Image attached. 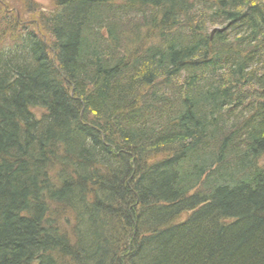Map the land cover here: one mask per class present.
I'll return each mask as SVG.
<instances>
[{"label":"trees","instance_id":"trees-1","mask_svg":"<svg viewBox=\"0 0 264 264\" xmlns=\"http://www.w3.org/2000/svg\"><path fill=\"white\" fill-rule=\"evenodd\" d=\"M50 3L0 15V264H264V0Z\"/></svg>","mask_w":264,"mask_h":264},{"label":"rangeland","instance_id":"rangeland-1","mask_svg":"<svg viewBox=\"0 0 264 264\" xmlns=\"http://www.w3.org/2000/svg\"><path fill=\"white\" fill-rule=\"evenodd\" d=\"M39 9V11L47 14L50 13L51 3L50 0H31ZM38 13L28 12V8L25 9L22 0H0V15L9 14L17 22L27 27V30H34L33 23L37 20ZM36 29V28H35ZM9 41L7 36L4 39L5 42Z\"/></svg>","mask_w":264,"mask_h":264},{"label":"water","instance_id":"water-1","mask_svg":"<svg viewBox=\"0 0 264 264\" xmlns=\"http://www.w3.org/2000/svg\"><path fill=\"white\" fill-rule=\"evenodd\" d=\"M264 92V91H263Z\"/></svg>","mask_w":264,"mask_h":264}]
</instances>
